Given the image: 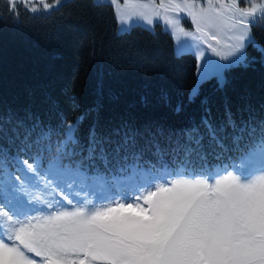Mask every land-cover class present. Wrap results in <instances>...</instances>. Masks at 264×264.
<instances>
[{"label":"snow or ice","instance_id":"1","mask_svg":"<svg viewBox=\"0 0 264 264\" xmlns=\"http://www.w3.org/2000/svg\"><path fill=\"white\" fill-rule=\"evenodd\" d=\"M109 2L122 31L162 23L181 51L196 56L199 81L215 79L221 87L225 70L250 63L246 50L256 46L252 28L264 23V0ZM38 3L47 13L60 0ZM31 11L38 8L32 6ZM185 18L194 30H186ZM256 47L264 56V47ZM198 95L194 88L189 100ZM28 116L26 112L25 119ZM225 116L224 128L239 130L234 133L238 145L245 139L241 134H247L239 164L177 169L161 164L155 173H146L144 182L119 190L99 176L91 180L80 167L61 168L59 160L44 172L39 155L13 157L19 173L15 175L8 170L5 142L0 146V173L6 177L0 181V264H264V107L255 116L245 101L239 118L230 107ZM210 117L206 106L200 125L179 133L159 125L138 127L131 120L108 132L92 128L84 163L92 172L98 162L107 174L113 161L119 162L116 157L135 151L143 158L145 146L177 136L186 138L194 151L193 145L203 146L201 126L210 139H223L221 127ZM76 131L69 123V142H78L73 138ZM114 137L119 138L115 144ZM48 176L57 182L52 185ZM41 181L45 189L52 186L54 200L34 195L31 189ZM73 185L79 191L65 190Z\"/></svg>","mask_w":264,"mask_h":264},{"label":"trees","instance_id":"2","mask_svg":"<svg viewBox=\"0 0 264 264\" xmlns=\"http://www.w3.org/2000/svg\"><path fill=\"white\" fill-rule=\"evenodd\" d=\"M28 6L0 0V146L28 129L43 142L72 123L79 140L66 147L84 152L92 128L108 132L131 120L138 127L159 125L179 133L200 125L207 106L223 139H210L201 126L204 141L216 152L245 148L246 133L238 145L239 130L224 128L225 109L239 118L245 101L255 116L264 107V56L256 47H264V25L252 28L256 46L246 50L250 63L225 70L222 87L215 79L203 82L190 101L196 59L175 55L173 38L161 24L119 33L113 7L93 0H70L48 13H33ZM199 148L193 145L194 151ZM190 151L186 138H159L145 146L143 158L134 151L112 165L171 160Z\"/></svg>","mask_w":264,"mask_h":264},{"label":"rangeland","instance_id":"3","mask_svg":"<svg viewBox=\"0 0 264 264\" xmlns=\"http://www.w3.org/2000/svg\"><path fill=\"white\" fill-rule=\"evenodd\" d=\"M8 1L10 3H24V4H27V5H30V6H28L30 11H31V7L35 6V7L38 8V11L36 13H41V12L46 13L45 10H43L42 5H40L38 3V0H8ZM68 1H70V0H60V3L57 5V7L55 9L59 8L63 3L68 2ZM93 1L95 3L110 4L109 0H93ZM45 2L56 4V0H54V1L45 0ZM245 6H248V5L244 4V3H241V7H245ZM112 7L114 9V6H112ZM55 9H53V10H55ZM50 11H52V10H49L48 12H50ZM159 24H161L163 29L166 30L165 26L162 23H159ZM259 24L264 25V23H259ZM153 26H151L150 28L148 26H143V27L147 28V29H153ZM183 26L186 28V30H194V28H193V26L191 24V21L188 18H185L183 20ZM117 31L119 33L125 32V31L121 30V25L118 22H117ZM172 38H173V47H174L175 55H181V54L189 53V54H192L195 57V59H196V56L192 52L181 51L180 48H179L178 42L176 41L174 36H172ZM252 38L255 41V39L253 37V34H252ZM206 55H210V53H208ZM215 59H218V58H215ZM198 63L199 62L196 59L195 83H194L193 87L191 88V90L189 92V96L191 95L192 90L194 88H198L199 89L200 85L202 84L199 81V77H198ZM61 133L62 132H56L55 137L57 138L56 141H58V144H57L58 148H55V150L52 153V155H50L48 153L37 154L40 157L41 168H42V170L44 172H47L49 167L52 164L56 163L57 160H59V165H60L61 168H64V169H76V168L80 167L81 171H85V172L88 173V175L90 176L91 180L94 181L97 178V176H99L102 180L106 181L107 184L109 186H111L113 190H119L120 188H123V187H132V186H134V185H136L138 183H142L145 180L146 173H148L149 171H151L152 173H155V171H153L150 168H146L144 166H138L137 164L130 163V164L126 165L124 169H121L118 172L111 173L110 170H107V174H104V171H103V169L101 168V166H100V164L98 162H95V163L98 164V167H99L100 170H102V172L98 171L95 168L96 166L94 165V163H93L94 171L89 172L88 171V164L84 163V161L87 160V150L86 149H85L84 153H82L81 149H79L77 146H73V149H74L73 152L75 153V155L72 154L71 151H68L69 153L68 152L62 153V152L59 151L61 149L65 150V151L70 150L71 148L70 147H66V146H68V144L72 146V144H73L72 142L68 141V135H67L68 129H66L64 134H61ZM73 138L76 139L75 136ZM78 154L84 155V158L86 160L80 162L79 159L76 157ZM20 155L23 156V157H26V158H30V152L29 151L23 150V152L20 153ZM37 155H35V156H37ZM243 155H244V151L239 153V154H237V156L233 160V163L239 164L240 163V159H241V157ZM15 157H18L20 160H24V159H22L19 156L15 155ZM30 162H31V160H30ZM14 164H15V162L13 161V159L9 158L8 167L12 170L13 173L19 174L16 171L15 167L12 166ZM221 164H227V162L224 161ZM113 170L116 171L117 169H113ZM4 179H6V177H4L2 175V173H0V181H2ZM46 179L47 180H51L52 181V185H54L57 182L56 180L53 179L52 176H48ZM44 183H45V181H41L38 188H32L31 189L32 192L34 193V195L40 196L43 199L54 200L55 192H53L52 186H50L49 188L45 189L44 188ZM65 190L66 191H79V188L76 185H73V189H71V190L65 189ZM56 191H59V190L57 189ZM89 194L91 195V193H89Z\"/></svg>","mask_w":264,"mask_h":264}]
</instances>
